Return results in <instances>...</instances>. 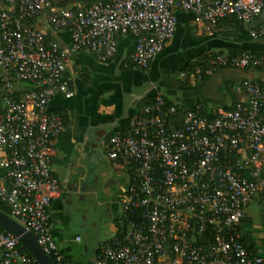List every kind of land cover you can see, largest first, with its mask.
Returning <instances> with one entry per match:
<instances>
[{
    "label": "built area",
    "instance_id": "1",
    "mask_svg": "<svg viewBox=\"0 0 264 264\" xmlns=\"http://www.w3.org/2000/svg\"><path fill=\"white\" fill-rule=\"evenodd\" d=\"M263 10L264 0H0V201L50 259L264 264V254L246 248L237 231L245 206L264 194V89L257 80L242 79L233 91L244 98L211 115L201 103L183 108L179 125L172 120L178 105L155 93L108 137L107 158L131 173L117 196L114 230L89 263L66 260L51 235L48 206L60 190L51 155L63 117L47 106L54 95L72 96L66 68L78 51L104 62L127 36L130 62L144 69L173 36L177 11L210 33L225 18L250 23ZM247 35L263 38L264 21ZM208 67L190 75L263 68L264 51L217 52ZM18 243L0 232V264H38Z\"/></svg>",
    "mask_w": 264,
    "mask_h": 264
},
{
    "label": "crops",
    "instance_id": "2",
    "mask_svg": "<svg viewBox=\"0 0 264 264\" xmlns=\"http://www.w3.org/2000/svg\"><path fill=\"white\" fill-rule=\"evenodd\" d=\"M175 18L173 36L144 69L129 61L132 41L127 36L118 39L116 52L107 61H99L86 51H78L71 57L66 71L71 76L72 96L54 95L47 104L63 117V128L53 142L51 155V171L60 184L59 193L48 206L52 236L59 234L55 223L66 220L63 209L71 204L72 198L106 205L105 209L113 212L112 234L118 213L117 196L124 190L129 173L125 167L112 164L115 170L123 169L126 176L110 180L101 154L105 153L108 137L120 132L127 117L153 94L160 93L168 102L182 108L201 103L206 110L215 112L244 98L233 91L244 78L257 80L264 89V67L211 68L201 74L202 79L180 74L184 70L191 72V67L199 64L209 68L208 58L213 53L263 52L264 37L251 39L247 31L264 21V10L250 23L225 18L210 33L193 22L189 12L177 11ZM56 37L62 43L67 42L62 33ZM99 177L103 183L97 186ZM56 246L67 253L63 247ZM93 252L94 248L92 257ZM92 257H87V247H83L79 258L72 261L89 263Z\"/></svg>",
    "mask_w": 264,
    "mask_h": 264
},
{
    "label": "rangeland",
    "instance_id": "3",
    "mask_svg": "<svg viewBox=\"0 0 264 264\" xmlns=\"http://www.w3.org/2000/svg\"><path fill=\"white\" fill-rule=\"evenodd\" d=\"M101 157L102 165L106 168L110 180L126 176L123 169L115 170L112 168V163L105 153H102ZM102 183L103 180L99 177L97 186ZM101 198L103 199V196ZM105 206L96 204L95 201L89 204L86 200L72 198L71 204L63 209L66 220H57L55 223V228L59 234L52 236L53 241L59 247H63L74 260L79 258L83 247H87V257H92V249L111 235L110 224L113 212L106 210ZM244 212L248 217L245 230L250 231L253 236H257L259 238L257 241L261 242L264 239V227L262 225L264 207L262 208L256 197H253L245 206Z\"/></svg>",
    "mask_w": 264,
    "mask_h": 264
},
{
    "label": "trees",
    "instance_id": "4",
    "mask_svg": "<svg viewBox=\"0 0 264 264\" xmlns=\"http://www.w3.org/2000/svg\"><path fill=\"white\" fill-rule=\"evenodd\" d=\"M70 0H64V3L68 2ZM90 2L92 1H95V0H88ZM234 19V18H233ZM235 20V19H234ZM130 52V50H129ZM214 54V53H213ZM232 54V53H230ZM129 55V54H128ZM212 55V54H211ZM209 57V56H208ZM129 59V57H128ZM130 61V60H129ZM200 65L202 64H199L197 65V67H200L201 69H203V67H201ZM194 68V66H192ZM191 67V69L193 70V68ZM191 70V72H192ZM191 72H187L186 75H190ZM204 76H201L200 79H202ZM147 101L149 100H146L142 103L145 104ZM141 105V107H142ZM140 107V108H141ZM177 112H176V115L175 117L172 119L173 120V123L175 125H179L180 124V117H181V113H182V107L180 106H177ZM139 108V109H140ZM203 113H207L209 115H211L212 113H214L213 111L211 110H206L205 108H203L202 110ZM129 175L131 173V170H127ZM256 199H257V202L262 206V208L264 207V194H259L258 196H256ZM0 210L3 211L4 213L8 214V210L7 208L5 207V205L0 201ZM247 221H248V217L246 216V214L244 213V216L243 218L241 219V222L240 224L237 226V231L239 232V241L246 247L248 248L251 252L253 253H262L264 254V239L261 240V242H258L259 241V238L253 236V234H251L250 231L248 230H245V226L247 225ZM262 225L264 227V217L262 218ZM4 229L0 226V232H3ZM258 240V241H257ZM17 247L19 248V250L21 251H25L27 252L28 254H30L25 247H23L20 243L17 244ZM60 252L63 253L64 255V258L66 260H71L72 261V258L71 256L68 254V253H65L64 250L60 249ZM51 261L53 264H56L53 260V258L51 257Z\"/></svg>",
    "mask_w": 264,
    "mask_h": 264
},
{
    "label": "water",
    "instance_id": "5",
    "mask_svg": "<svg viewBox=\"0 0 264 264\" xmlns=\"http://www.w3.org/2000/svg\"><path fill=\"white\" fill-rule=\"evenodd\" d=\"M0 226L5 231L14 235L18 242L34 257L38 264H53L49 256H47L37 244L32 234L1 210Z\"/></svg>",
    "mask_w": 264,
    "mask_h": 264
}]
</instances>
